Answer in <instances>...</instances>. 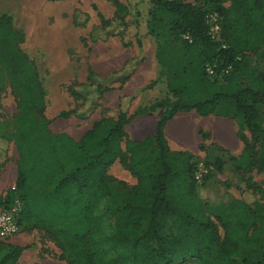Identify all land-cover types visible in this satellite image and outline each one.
Here are the masks:
<instances>
[{
	"label": "trees",
	"instance_id": "16d2710c",
	"mask_svg": "<svg viewBox=\"0 0 264 264\" xmlns=\"http://www.w3.org/2000/svg\"><path fill=\"white\" fill-rule=\"evenodd\" d=\"M138 1L147 6L148 34L153 25L164 24L188 36L187 42L214 49L200 67L203 90L191 103L168 106L161 102L131 117L120 107L115 121L95 122L79 141L48 131L34 70L18 48L22 35L12 28L10 18L0 15V69L10 75L19 94L12 135L19 156L13 193L21 204L18 226L22 220H32L57 244L67 264H214L212 259L216 264H264V204L232 200L209 218L198 196L192 156L172 152L164 137L165 126L178 113L189 111L238 119L250 135L264 136V128L258 125L259 108L264 109V49L258 52L263 70L256 71L237 60L232 50L223 49L221 41L210 39L206 16L226 13L224 0H208L209 10L178 0ZM229 1L240 20L227 19L223 33L237 39L236 47L256 51L264 41V0ZM114 5L115 16L102 23L104 32L125 26L122 13L126 9L117 2ZM206 64H214L217 70L231 65L232 71L223 77L228 78V86L212 90L218 77L207 76ZM236 74L244 76L245 84L231 85ZM115 77L99 80L89 74L87 85L70 87L69 93L83 104L94 96L93 104ZM162 107L153 137L124 141L120 148L124 128L133 118ZM70 116L84 119L81 108L61 112L57 118ZM0 155L2 167L4 147ZM116 161L137 180L121 196L112 194L108 184L107 172ZM232 163L239 177L253 170L264 175V139L258 149L245 144ZM221 165L216 160L212 166L221 171ZM244 182L253 192L250 179ZM35 187L42 190L40 200L35 198ZM165 217L175 229L168 235L164 234ZM24 249L0 246V264H19Z\"/></svg>",
	"mask_w": 264,
	"mask_h": 264
},
{
	"label": "rangeland",
	"instance_id": "374dc122",
	"mask_svg": "<svg viewBox=\"0 0 264 264\" xmlns=\"http://www.w3.org/2000/svg\"><path fill=\"white\" fill-rule=\"evenodd\" d=\"M178 1L209 10L208 0ZM114 2L126 9L122 13L125 26L104 32L102 23L116 14ZM222 8L226 13L219 16L220 44L232 50L237 60L245 61L249 69L262 71L258 52L264 49V41L256 51L236 47L237 39L223 33L222 27L227 19L239 21L240 15L231 11L229 0L222 2ZM146 10L144 2L138 0H0V15L10 18L12 28L22 35L18 48L34 70L48 131L79 141L95 122L115 121L120 107L125 109L127 117H131L139 110L161 102L168 106L191 103L192 99L200 96L203 90L198 77L200 67L214 49L187 42L182 33L164 24L153 25L148 34L144 16ZM89 74L99 80L116 76V80L93 104L91 100L94 96L83 104L71 97L69 88L87 85ZM234 78L231 85L245 84L242 74H236ZM227 79L218 77L212 90L228 86ZM14 83L10 75L0 69V138L7 142L0 141V147H4L6 153L4 164L0 167V210L5 204L17 201L13 194V175L17 174L19 156L12 135L15 132L19 94ZM179 93L184 95L179 96ZM79 108L84 119L74 116L57 118L61 112ZM164 110L165 107L156 108L147 115L133 118L124 128L125 137L119 144L120 148H123L124 141H137L151 131ZM174 118L168 125L170 130L175 122L199 129L201 147L194 150L191 156L195 173L200 178L198 196L209 218L213 219L232 200L244 201L250 206L253 203L264 204V175L253 170L239 177L232 165L245 144L258 149L263 135L252 136L240 120L213 114L200 116L195 111H189L178 113ZM258 125L264 128L262 107L259 108ZM170 132L173 134V130ZM217 133L224 145L216 140ZM125 157L128 158V155ZM216 160L222 162L221 171L212 166ZM107 176L110 191L117 196L126 194L137 184L136 178L119 161L110 167ZM2 179H5L4 185ZM246 179H250L253 192L246 188ZM33 191L36 200L43 197L40 187H35ZM162 222L164 234L175 232L170 218L165 217ZM2 245L25 248L19 264H67L57 244L32 220H22L19 233L0 240ZM212 261L216 264L214 259Z\"/></svg>",
	"mask_w": 264,
	"mask_h": 264
},
{
	"label": "built area",
	"instance_id": "2783aa9c",
	"mask_svg": "<svg viewBox=\"0 0 264 264\" xmlns=\"http://www.w3.org/2000/svg\"><path fill=\"white\" fill-rule=\"evenodd\" d=\"M206 23L208 25V35L210 39L214 42H220L221 24L219 15L217 13L208 14L206 16ZM184 39L189 41L188 36H185ZM222 48L225 49L224 46H222ZM231 71V65L220 70H217L214 64L205 65V73L209 77L221 78L225 75H228ZM199 179V176L196 175L197 182ZM20 210L21 204L17 201H15L8 209L0 210V240L3 241L12 238L19 233L20 228L18 226L17 220Z\"/></svg>",
	"mask_w": 264,
	"mask_h": 264
},
{
	"label": "crops",
	"instance_id": "0c3cea01",
	"mask_svg": "<svg viewBox=\"0 0 264 264\" xmlns=\"http://www.w3.org/2000/svg\"><path fill=\"white\" fill-rule=\"evenodd\" d=\"M174 119L172 121H174ZM172 121L169 122L164 128V137H165V141L169 149L170 150L173 149L175 150L174 152H177V153H188L190 155L193 154L194 150L199 149V147H201L200 143H202L201 142L202 139L201 137H199V129L192 128V127L185 126V125H180L175 122V125L173 126V128H171V130H173V134H172L170 132L171 130L168 129V125H170ZM154 128H155V124L151 131H149L146 135H144L137 141H141L147 137H153ZM215 138L220 144H223V141L221 142L220 135L218 133L215 134ZM16 177H17V174H14L13 175V185H14L13 187H15ZM1 181L4 182L2 183V185H4L5 179H2Z\"/></svg>",
	"mask_w": 264,
	"mask_h": 264
}]
</instances>
